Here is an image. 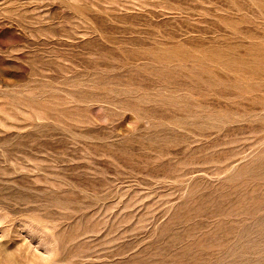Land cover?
<instances>
[{"label": "rangeland", "instance_id": "1", "mask_svg": "<svg viewBox=\"0 0 264 264\" xmlns=\"http://www.w3.org/2000/svg\"><path fill=\"white\" fill-rule=\"evenodd\" d=\"M0 264H264V0H0Z\"/></svg>", "mask_w": 264, "mask_h": 264}]
</instances>
